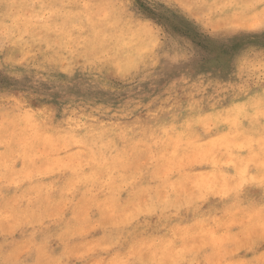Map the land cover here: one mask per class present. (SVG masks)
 <instances>
[{
  "label": "rangeland",
  "instance_id": "1",
  "mask_svg": "<svg viewBox=\"0 0 264 264\" xmlns=\"http://www.w3.org/2000/svg\"><path fill=\"white\" fill-rule=\"evenodd\" d=\"M262 2L0 0V264H264Z\"/></svg>",
  "mask_w": 264,
  "mask_h": 264
},
{
  "label": "snow or ice",
  "instance_id": "2",
  "mask_svg": "<svg viewBox=\"0 0 264 264\" xmlns=\"http://www.w3.org/2000/svg\"><path fill=\"white\" fill-rule=\"evenodd\" d=\"M259 6L261 8H264V2H262ZM252 7L255 8L256 5H253ZM256 27L257 26L253 25L251 28L245 27V28L241 29V35L237 38L241 39V40H250L251 36H245L244 33H252L255 31ZM258 27H259V31H260L261 35L264 36V22H262Z\"/></svg>",
  "mask_w": 264,
  "mask_h": 264
},
{
  "label": "bare ground",
  "instance_id": "3",
  "mask_svg": "<svg viewBox=\"0 0 264 264\" xmlns=\"http://www.w3.org/2000/svg\"><path fill=\"white\" fill-rule=\"evenodd\" d=\"M245 169H246V168H245ZM242 170H243V169H242ZM242 170H241V171H242ZM219 171H220V170H219ZM232 171H234V170H232ZM209 172H210V171H209ZM237 172H238V171H237ZM239 172H240V171H239ZM207 173H208V172H207ZM214 173H215V172H214ZM223 173H224V172H223ZM223 173H221L222 176H223ZM234 173H236V172H234ZM26 174H29V173L26 172ZM219 174H220V173H219ZM24 175H25V174H24ZM207 175H208V174H207ZM215 175H216V174H215ZM234 175H235V174H234ZM238 175H239V174H237V176H238ZM25 176H26V175H25ZM25 176H24V177H25ZM217 176H218V175H217ZM237 176H236V177H237ZM248 176H249V173H248ZM248 176H247V178H248ZM207 177H208V176H207ZM219 177H220V176H219ZM10 179H11V178H10ZM10 179H9V180H10ZM203 179H204V178H203ZM238 179H239V178H238ZM242 179H243V178H242ZM248 179H249V178H248ZM248 179H247V180H248ZM218 180H219V179H218ZM249 180H250V179H249ZM17 181H18V180H17ZM147 181H148V180H147ZM198 181H199V180H198ZM203 181H205V180H203ZM214 181H215V179H214ZM239 181H240V179H239ZM239 181H238V182H239ZM250 181H251V180H250ZM208 182H209V181H208ZM221 182H223V181H221ZM221 182H220V183H221ZM14 183H15V180H14ZM197 183H198V182H197ZM199 183H200V182H199ZM206 183H207V181H206ZM215 183H216V182H215ZM244 183H245V182H244ZM201 184H202V183H201ZM198 185H199V187H200V184H197V187H198ZM203 185H204V184H202L201 187H203ZM217 186H218V185H217ZM217 186H215V187H217ZM220 187H221V186H220ZM40 188H41V187H39L38 189H40ZM49 188H50V187H49ZM227 188H228V190H229V187H227ZM38 189H36V190L38 191ZM209 189H210V187H209ZM209 189H208V190H209ZM59 190H60V189H59ZM105 190H106V189H105ZM210 190H212V189H210ZM22 191H23V190H22ZM22 191H21V192H22ZM23 192H24V191H23ZM213 192H214V190H213ZM255 192H256V191H255ZM27 193H28V192H27ZM35 193H36V192H35ZM219 194H221V193H219ZM223 195H225V194H223ZM11 196H12V194H11ZM220 196H221V195H220ZM254 196H255V195H254ZM37 197H38V196H37ZM34 200H36V198H35ZM57 200H58V199H57ZM58 201H59V200H58ZM110 201H111V200H110ZM113 201H114V200H113ZM54 202H55V201H54ZM56 202H57V201H56ZM56 202H55V203H56ZM33 203H34V201H33ZM35 203H37V201H36ZM39 203H40V200H39ZM39 203H38V204H39ZM50 203H51V202H50ZM111 203H112V201H111ZM38 204H36V205H38ZM42 204H43V203H42ZM42 204H41V205H42ZM32 205H33V204H32ZM34 206H35V205H34ZM34 208H36V207H34ZM47 208H48V207H47ZM44 209L46 210V208H44ZM42 210H43V209H42ZM45 210H43V212H44ZM24 211H25V210H24ZM22 212H23V211H22ZM22 212H21V213H22ZM31 212H32V211H31ZM27 213H28V212H27ZM22 214L25 215V219H26V215H27L26 212H25V213H22ZM29 214H31V213H29ZM42 214H43V213H42ZM22 216H23V215H22ZM16 217H17V216H16ZM20 218H21V217H20Z\"/></svg>",
  "mask_w": 264,
  "mask_h": 264
}]
</instances>
